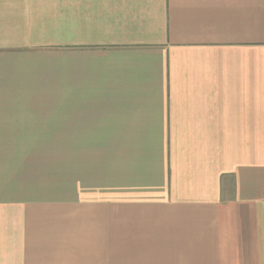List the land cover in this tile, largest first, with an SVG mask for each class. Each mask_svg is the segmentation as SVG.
<instances>
[{"label":"crops","instance_id":"1","mask_svg":"<svg viewBox=\"0 0 264 264\" xmlns=\"http://www.w3.org/2000/svg\"><path fill=\"white\" fill-rule=\"evenodd\" d=\"M0 264H264V0H0Z\"/></svg>","mask_w":264,"mask_h":264}]
</instances>
